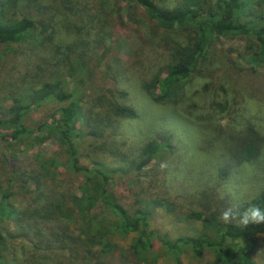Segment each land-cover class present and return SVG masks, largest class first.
I'll use <instances>...</instances> for the list:
<instances>
[{
  "label": "rangeland",
  "instance_id": "1",
  "mask_svg": "<svg viewBox=\"0 0 264 264\" xmlns=\"http://www.w3.org/2000/svg\"><path fill=\"white\" fill-rule=\"evenodd\" d=\"M153 1L161 7H173L181 0ZM222 1L201 0V4L218 8ZM21 17L28 18L35 29L27 42L12 43L10 47L1 45L0 51L5 55L0 61V118L13 96H19L18 91H22L21 76L34 70L39 74L44 72L48 81L64 78L68 88L77 90L75 99L83 112L87 109L94 114L101 109L100 102L105 104L98 100L101 95L108 101L130 106L135 116L113 115L111 124L104 125L102 130L107 135L95 140L96 143L106 140V147L99 150L81 145L79 159L87 164L97 160L113 168L114 198L129 213L146 209L150 214L149 226L159 235L170 240L198 236L201 232L209 236L211 229L186 213L196 211L208 217L213 213L220 220L223 209L244 208L243 212L249 207L245 204L264 189V144L258 155L242 162L232 161L226 148L221 147L223 138L236 137L229 132L239 130L248 120L264 137V65L252 70L241 62L239 71L230 66L237 74L232 90L226 94L232 103L227 110L220 113L212 105L213 100L223 96L216 86L226 81L215 74L188 80L175 110L170 104L149 99L141 87L148 78L147 71L154 73L159 69V56L166 57L173 50L172 43L165 41L170 32L153 28L156 25L134 1L0 0V21ZM97 26L103 27L98 31ZM40 29L41 33H37ZM49 32L50 42V38L42 41L38 37ZM153 40L161 45H152ZM227 43L231 42L218 40L214 47L222 51ZM232 44L237 46L240 42ZM66 45L72 47L67 58L73 66H76L75 58L84 61L80 73L72 74V68L70 75L66 73L69 64L59 59L60 46ZM229 55L234 59L233 52ZM47 72H57L59 77ZM9 76L17 78L15 85ZM207 83L209 86L204 87ZM225 84L228 89L229 85ZM150 92L152 96L159 93L156 88ZM56 106L54 100H46L29 109L26 124L35 130L33 136L46 135L43 128H37L49 120ZM215 111L213 118L206 119L207 113ZM206 120L211 122L210 126L223 127L219 138L201 140L202 133L195 128L199 125L194 124L201 123L203 128ZM33 136L15 143L0 138V196L10 191L5 201L16 211L38 208L51 198H68L80 190V176L60 163L68 161L56 135L50 133L42 139ZM154 138L159 139L158 153L144 166L137 167L140 147ZM83 153L86 156L82 157ZM52 159L54 162L49 164ZM162 164L165 166L161 167ZM37 178L41 183L39 188L34 184ZM206 188H212L214 195L212 189ZM160 199L170 202V209L160 205ZM12 217H0L3 235L0 263L4 260L9 264H176L159 243L153 246L150 257L132 254V232L110 234L107 251L101 249V244L84 247L80 241L68 238L63 239L64 246L53 243L47 248L45 238L52 239L44 224L56 228L67 222L64 217L57 221L55 218L43 221L25 213L19 219ZM75 235L76 230L72 232ZM256 241L251 257L264 264V234H259ZM215 257L216 252L205 245L198 254L187 247H182L178 254L181 264H208Z\"/></svg>",
  "mask_w": 264,
  "mask_h": 264
},
{
  "label": "trees",
  "instance_id": "2",
  "mask_svg": "<svg viewBox=\"0 0 264 264\" xmlns=\"http://www.w3.org/2000/svg\"><path fill=\"white\" fill-rule=\"evenodd\" d=\"M132 1L143 8L147 17L156 25L152 26L153 28L170 32V35H166L165 41L172 43L173 51L166 57L164 54L159 56L161 60L159 69L154 73L147 71L148 78H145L141 84L149 99L154 102L167 103L172 105V109L178 110L176 104H179L183 97V88L188 80L194 76L214 77L215 74L218 79L226 78L225 83L229 85L228 89L224 82L216 86L217 91L223 96L213 100L212 105L219 108L218 111L221 113L227 110L228 106H232L226 94L228 90H232L236 76L234 74L237 73L230 66L239 71L241 62L247 64L252 70L256 66L264 65V0H223L218 8L203 7L201 0H181L173 7H161L153 0ZM89 27L95 28V26ZM102 27L97 26V30L100 31ZM34 29L35 26H31L30 20L25 17L0 21V48L1 45L10 47L12 43L27 42L32 37ZM37 33H41V29ZM38 37L44 41L51 37V32L46 36L41 34ZM222 39L231 43H227L224 50L217 51L214 42L222 41ZM165 41L162 43H166ZM237 41L240 45L232 44V42L239 43ZM152 45L161 44L153 40ZM60 47L59 59L69 64L66 73L71 74L70 68H72V74L78 71L80 73L84 61L75 58L73 60L76 66H73L67 58V52L69 53L72 47L70 45ZM231 52L234 53V59L229 55ZM4 55L0 51V57L2 56L0 61H3ZM47 73L59 77L57 72ZM45 75L44 72L39 74L34 70L21 76L22 91H18L19 96H13L11 104L2 110L0 138L15 143L33 136L35 130L26 124L27 112L43 101L54 100L57 106L49 120L41 123L37 129L43 128L46 135L50 133L56 135L68 161L60 163L80 176V190L68 198L54 197L40 204L38 208H25L22 211H16L5 201V195L7 196L10 191L3 192L4 195L0 196V217L13 216L12 218L19 219L21 213L29 217L42 218L43 221L64 217L67 222L64 225L58 224L56 228L44 224V227L50 231L49 237L52 239L45 238L47 248L53 243L64 246L63 239L68 238L74 242L80 241L84 247L101 244V249L107 251L110 246L107 237L110 234L132 232L130 249L134 255L150 257L153 254V246L159 243L165 252L174 258L176 264H181L178 254L182 247H187L193 254H198L201 247L205 245L216 252L214 261L208 264H259L252 259L251 251L257 244V236L264 234V223L240 226L239 215L244 208L233 210L236 216L229 223L216 219L213 213L208 217L200 212L190 211L186 215L201 221L204 227L211 229L212 234L208 236L201 232L198 236H179L173 240L159 235L155 229L150 228V214L146 209L138 208L129 213L112 193L114 169L97 160L90 164L83 163L79 157L81 145L83 147L90 145L93 149L99 150L106 147V140L95 142L97 138L107 135L102 133L104 125L111 124L113 115L135 116L134 110L130 106L108 101L101 95L98 100L105 101V104L100 102L103 104L101 109L94 114L87 109L83 112L75 99L77 96L75 88H68L62 77L48 81ZM9 78L12 85L17 83V78L12 76ZM79 78H82L81 75ZM208 86L207 83L204 87ZM155 88L159 93L152 96L150 91ZM117 93L123 94V91ZM216 112L207 113L206 119L213 118ZM77 118L80 121L76 120ZM206 121L203 128L200 126L201 123L194 124L199 125L195 128L202 133L201 140L204 139L206 142L209 139L219 138L223 127L214 124L210 126L211 122ZM46 135L33 137L42 139ZM229 135L236 137H224L221 147L226 148L229 158L234 162L251 160L259 154L264 144V137L259 135L249 120L245 121L239 130L233 133L230 131ZM158 140L154 138L140 147L137 167L144 166L158 153ZM84 156H86L85 153L82 154V157ZM41 158L45 159L43 156ZM53 162V159L49 160V164ZM34 184L35 188H39L41 183L38 179ZM209 189L212 188H206V190ZM39 193L42 195L41 192ZM212 194L214 195L213 189ZM97 204L100 206L99 210H97ZM159 204L170 209V202L166 200L160 199ZM245 205H255L264 210V189ZM74 230L76 235L72 236ZM2 238L0 231V243ZM0 264H9V261L5 263L3 260Z\"/></svg>",
  "mask_w": 264,
  "mask_h": 264
},
{
  "label": "clouds",
  "instance_id": "3",
  "mask_svg": "<svg viewBox=\"0 0 264 264\" xmlns=\"http://www.w3.org/2000/svg\"><path fill=\"white\" fill-rule=\"evenodd\" d=\"M165 165H161L164 167ZM236 213L233 211L232 207H228L221 213V220L224 223L231 222L234 219ZM264 223V210H261L258 206L250 205L239 215V224L242 227H247L249 224H261Z\"/></svg>",
  "mask_w": 264,
  "mask_h": 264
}]
</instances>
